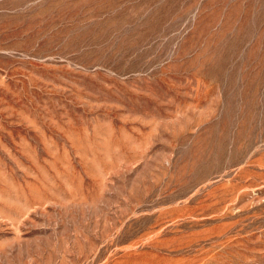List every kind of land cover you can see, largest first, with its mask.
<instances>
[{
    "label": "rangeland",
    "instance_id": "rangeland-1",
    "mask_svg": "<svg viewBox=\"0 0 264 264\" xmlns=\"http://www.w3.org/2000/svg\"><path fill=\"white\" fill-rule=\"evenodd\" d=\"M0 264H264V0H0Z\"/></svg>",
    "mask_w": 264,
    "mask_h": 264
}]
</instances>
